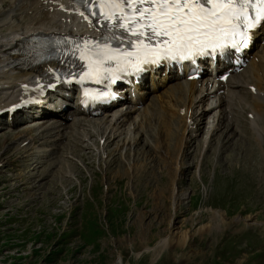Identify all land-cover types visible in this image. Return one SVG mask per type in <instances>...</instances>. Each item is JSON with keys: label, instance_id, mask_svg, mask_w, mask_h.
<instances>
[{"label": "rangeland", "instance_id": "obj_1", "mask_svg": "<svg viewBox=\"0 0 264 264\" xmlns=\"http://www.w3.org/2000/svg\"><path fill=\"white\" fill-rule=\"evenodd\" d=\"M180 96L166 100L169 106L157 112L175 117L185 102L191 117L197 110ZM246 111L241 112L243 125L232 124L242 135L229 136L230 117L223 130L214 132L219 140L214 134H206L207 139L204 125L206 132L189 134L190 144L175 150L177 160L169 165L170 172L177 170L175 201L169 188L163 197L157 191L161 183L169 185L162 168L170 157L157 158L161 151L156 149L143 156L140 149L149 148L142 142L140 152L128 151L121 158L111 144L107 160L91 150L72 154L59 149L66 138L44 158L45 143H36L29 157L40 156L43 163L30 169L29 158H22L27 153L16 144L37 131L24 129L38 121L1 128L0 264H264V116L258 124L249 119V127ZM150 123L156 142L161 118ZM174 123L181 137L185 125L181 118ZM46 164L50 170H38ZM173 233L185 236L182 245L174 242ZM163 240V251L153 261Z\"/></svg>", "mask_w": 264, "mask_h": 264}, {"label": "bare ground", "instance_id": "obj_2", "mask_svg": "<svg viewBox=\"0 0 264 264\" xmlns=\"http://www.w3.org/2000/svg\"><path fill=\"white\" fill-rule=\"evenodd\" d=\"M69 4L70 0H0V108L7 106L16 100L17 94H19V85L21 83L29 82L34 76H43L44 72V63L35 65L29 69L22 68L19 62L20 55H16L13 51L15 47L39 30L48 31L52 28L53 31L58 32L81 30V24H79L71 15L61 14L57 10V7L61 5L68 7ZM67 19L69 20L66 21ZM259 46L260 48L264 47V42ZM258 49L259 48L257 47L253 49L251 58L248 60L245 67L229 80L228 86L233 90L226 88L224 90V95L230 92L235 93V96L234 101L228 106L224 104V98L221 94L217 93V89L219 88L218 83L213 82L208 78H204L200 81V86L197 87L198 80H185L182 77L175 75L174 70L170 69L164 77L157 72L152 74L150 76L149 86H145V83L141 84L143 88L135 86V100L133 104L121 107L112 113H103L100 117L78 116L70 120H64L63 116L59 113H56L53 117L46 116L49 114L50 106L42 108V111H40L41 119H39L41 121L37 122V125L34 127L28 126L24 129H30L29 131H32L37 128V131L34 133L35 135L32 134L29 137L20 138L21 141L16 144V149L22 150L25 154L27 153L26 156L22 158L24 161L29 158L28 162L30 163L29 166L31 169L35 166L36 162L39 164L43 163L38 160L40 156L36 157V159H34L35 161H32L29 157L31 153L28 150L35 148V143H46V145L49 146V149L52 150L59 148V141L66 138V143L63 144L62 147L60 146L59 149L62 148L65 150L67 148L72 154L91 150V153H94L93 155L101 159H106L108 157L109 152L111 151L109 150L111 144H114L112 150H118L119 153H121V156H119L121 158L123 155L125 156L128 151L132 154L133 151H139L137 147L143 143L144 146H148L149 148L140 149L143 156L146 150L156 149L161 151V156L157 158H162L164 156L170 157V162L166 161L168 163L165 165L162 163L164 165V168L162 169H165L169 176V185L166 186V182H164L163 184L161 183V185L158 184L159 188L157 185L156 187L157 191H160L158 197L165 196V192L167 188H169L171 196L175 201L178 198L177 196L175 199L176 193L174 191L177 183V176H175L176 180H174V175H176L175 171L177 172V170H171L170 172L169 165L175 158L177 160L175 150H179L180 152L182 145L184 147L185 145L190 144L191 140L189 134L193 135V132L201 131L205 125L208 128L205 137L207 136L206 134H209L211 137L217 128V131L223 130L224 126H226L224 124L227 123V120L231 117L234 121L231 120L232 123L228 125L230 129L229 132H231L229 136L232 137L236 132H238L239 135H242L243 130L239 131L238 129L234 132V127L232 126V124H235L236 127L243 125L241 121L245 120L242 113L236 114L233 109V103L235 101L237 105L242 102V95H247L251 98L250 103H244L247 108L246 113L249 115V118L246 120L247 125L250 127L249 119L252 120V124H258L261 122V116H264V67L261 65L264 64V56L258 59L261 64H258V62L255 61ZM250 85L254 86V92L249 91V89L247 91V87ZM259 85L261 89H259ZM161 91L163 92L159 94ZM179 95H182L179 97L182 103L187 99L191 102V104L188 103L190 109L192 111L197 110L191 117L187 116L188 109L184 106L185 102L182 107L178 109L176 108L178 114L175 117H173V114L164 113H162L161 116V114H159L160 112H157L160 106L166 104V100L168 101L171 97ZM254 100L256 101V105L252 104ZM50 102H53V98ZM168 102H170V100ZM53 111H56L55 105H53ZM133 113L135 114L131 117L130 115ZM147 113H149V115L145 116ZM25 114L31 117V114ZM164 115H167L168 118L166 119ZM196 116H198V118ZM153 117L161 118V124L156 131L159 132V134H157L158 137H155L157 140L156 142H153L150 132L153 129L150 126L153 121L148 124L149 120ZM175 118H181L185 125V133L182 134L181 137L178 135V125L176 126L174 123ZM222 119H224V121L221 123ZM191 120H193V122H191ZM11 122L13 121L11 120ZM126 123L127 126L125 127ZM144 123L146 125H144ZM5 125H8V123L0 122L2 128H4ZM203 129L204 132H206V128ZM214 135L216 136V134ZM205 137L203 136L204 139ZM216 137L219 140L218 136ZM206 138L208 139V136ZM39 140L40 142H38ZM171 140L173 142H171ZM179 140L181 141V144H179L181 147L177 144ZM205 144L207 147V143H204L203 145ZM69 145H71V147H69ZM41 151H43L41 156L46 158L48 151L44 148H42ZM4 153L5 152L3 151L0 154V161H2L1 156ZM181 153L183 156V152ZM60 156L62 157L63 155ZM162 162L165 163V159H163ZM128 163V165L131 164L130 161H128ZM59 166L60 164H58V167ZM136 166L138 170L139 164ZM178 168L179 167L177 166V169ZM50 169L51 168H48L47 164L38 167V170L40 171H47ZM142 171L144 172L143 168ZM176 236L178 235L176 234ZM176 236H174L173 233V238L175 237L174 242L182 245V239L185 236H179L177 238ZM165 242V240L159 242V246L156 247L158 252L154 255V258H152L153 261L159 256L160 251H163Z\"/></svg>", "mask_w": 264, "mask_h": 264}, {"label": "snow or ice", "instance_id": "obj_3", "mask_svg": "<svg viewBox=\"0 0 264 264\" xmlns=\"http://www.w3.org/2000/svg\"><path fill=\"white\" fill-rule=\"evenodd\" d=\"M105 6L121 10L106 19L137 37L138 54L157 59L203 54L229 37L238 49L247 46L250 29L264 24V0H109Z\"/></svg>", "mask_w": 264, "mask_h": 264}]
</instances>
